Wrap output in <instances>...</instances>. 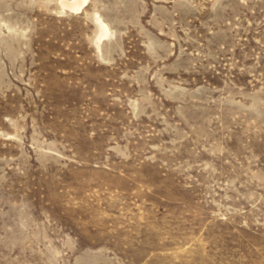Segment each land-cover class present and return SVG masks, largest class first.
Here are the masks:
<instances>
[{
  "label": "rangeland",
  "instance_id": "1",
  "mask_svg": "<svg viewBox=\"0 0 264 264\" xmlns=\"http://www.w3.org/2000/svg\"><path fill=\"white\" fill-rule=\"evenodd\" d=\"M82 1L0 0V264H264V0Z\"/></svg>",
  "mask_w": 264,
  "mask_h": 264
},
{
  "label": "bare ground",
  "instance_id": "2",
  "mask_svg": "<svg viewBox=\"0 0 264 264\" xmlns=\"http://www.w3.org/2000/svg\"><path fill=\"white\" fill-rule=\"evenodd\" d=\"M81 1V0H80ZM84 1H86V0H83L82 2H84ZM87 2V1H86ZM86 2H84L85 3V5H86ZM84 3H83V5H84ZM81 2H75V3H73L72 5H71V7H73L74 8V11H76V9H78V10H80V7H82L81 6ZM85 7V6H84ZM69 8H70V6H69ZM71 9V8H70Z\"/></svg>",
  "mask_w": 264,
  "mask_h": 264
}]
</instances>
